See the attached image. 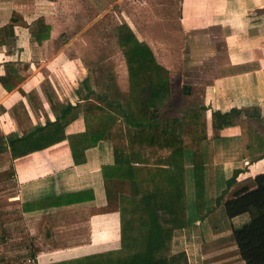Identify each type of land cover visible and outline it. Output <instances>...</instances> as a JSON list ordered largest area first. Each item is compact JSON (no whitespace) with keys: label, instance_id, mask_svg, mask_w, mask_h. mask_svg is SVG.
I'll return each instance as SVG.
<instances>
[{"label":"crops","instance_id":"1","mask_svg":"<svg viewBox=\"0 0 264 264\" xmlns=\"http://www.w3.org/2000/svg\"><path fill=\"white\" fill-rule=\"evenodd\" d=\"M113 1L118 4L120 15L136 31L137 39L150 46L158 63L168 71L178 67L179 76L183 78L181 86H190L189 93L183 91L184 96L200 97L199 105L191 109L204 108L202 145L206 197L209 193V151L213 157L215 198L223 193L227 188L226 180L236 172V184L227 189L225 198L235 186L264 172V151L262 154L257 153L256 159H252V155L244 157L240 126L242 120H247L264 141V0ZM81 2L0 0V230H9L11 224L15 223L20 234L16 238L18 240L13 241H18L16 243L21 248L22 245L34 244L42 220L45 219L52 229V244H71L65 251L35 252L31 257L34 264L118 248L120 232L117 197L119 193L129 194L133 188L130 181L114 178L107 182L102 176V167L114 164L115 147L121 155L127 156L129 152L126 136L128 125L122 116L106 138L85 151L86 161L81 164L73 162L67 140L17 158H12L7 143L10 135H21L48 120L53 121L62 108L71 106L72 109L65 115L68 121L75 112L73 106L83 102L81 98L85 95L79 91H76V102L58 101L60 96L57 95L58 81L55 76L58 75L59 66H66L67 70L75 67L74 57L70 58L68 54L79 47L74 43L76 39L70 38L73 34L66 29L58 32L56 25L65 18L73 17L75 20L77 16L84 17L74 10V5ZM40 6L49 8L38 13L41 11ZM145 18L149 22L147 25L144 24ZM45 25L50 26L48 38L38 43L31 32L44 30ZM81 35L80 31L77 36ZM58 37L66 40H59V44ZM49 42L54 45L51 54L40 62ZM231 109L241 110L240 117L234 116L231 124L215 130L212 126V112L218 110L225 113ZM150 116L160 117H155L153 110ZM78 121H82V124ZM158 127L171 130L164 126ZM84 129L80 111L77 117L68 121L65 132L71 134L83 132ZM171 131L180 134L183 140L187 203L189 185L194 189L192 146L189 145L185 129ZM247 140L251 144L252 136L247 135ZM168 154L167 149L142 150V157L149 164ZM7 170L13 171L11 176H14L12 180L17 187L12 196L8 192L9 184H6L11 180ZM88 188L94 194L90 201L37 210H26L24 207L32 201ZM224 199L202 219L209 222V228H213L214 232L217 228L213 227L210 220L224 205ZM194 212L190 214L187 207L189 224L174 232L172 252H179L190 245L191 250L195 249L200 264H244L238 249L232 248L235 245L232 239L235 227H224L228 229L220 234L210 233L209 238L219 236L225 241L221 243L222 247L208 249L203 246V236L198 230L203 221L195 217L192 220ZM231 220L237 228L249 221V214L243 213ZM60 228H65L61 235L58 231ZM231 250L230 253L238 256L223 255ZM61 252L66 255L54 258ZM18 253L22 256V250ZM49 255L51 259L43 260ZM10 261L15 262V259Z\"/></svg>","mask_w":264,"mask_h":264},{"label":"trees","instance_id":"2","mask_svg":"<svg viewBox=\"0 0 264 264\" xmlns=\"http://www.w3.org/2000/svg\"><path fill=\"white\" fill-rule=\"evenodd\" d=\"M122 25L117 30L116 38L122 48L131 79L132 109H125L120 103L99 96L94 98V93L88 91L81 98L83 102L73 106L75 112L70 118L77 117V113L81 111L85 124L83 132L66 134L65 127L70 119L67 121L65 115L72 109L69 106L62 108L55 120H48L21 135L12 134L7 139L12 158L22 157L67 140L73 162L81 164L86 161L85 151L106 138L120 116L128 125L127 156L121 155L115 147L114 164L102 167V176L107 182L117 178L130 181L133 185L129 194L119 193L117 197L119 247L45 264H188L184 250L173 253L171 248L174 232L188 227L190 220L186 203L183 140L172 129H160L158 126L154 128L157 118L150 116L152 110L159 109L171 98L169 71L158 63L146 42L139 41L128 25ZM49 29L50 26L45 25L44 30L32 31L31 36L41 43L42 39L48 38ZM203 112V107L189 109L179 124V128L189 132L192 142L195 215L199 220L206 217L211 208L221 203L227 189L236 184L237 175L236 172L226 180L227 188L215 198L213 157L209 151L207 182L210 206L205 205ZM240 115L241 110L238 109L225 113L213 111L212 126L219 130L231 124L234 116ZM240 126L244 157L252 155V159L258 158L257 153L262 154L264 151V141L247 120H242ZM247 135L252 136L251 144ZM164 149L169 154L155 160L153 164H149L142 157V150ZM107 193L109 195L108 190ZM93 198V190L88 188L32 201L29 206L26 204L24 207L26 210L46 209L90 201ZM224 209L229 218L243 213L249 214L247 223L233 229L232 239L244 264H264V172L235 186L224 199Z\"/></svg>","mask_w":264,"mask_h":264},{"label":"rangeland","instance_id":"3","mask_svg":"<svg viewBox=\"0 0 264 264\" xmlns=\"http://www.w3.org/2000/svg\"><path fill=\"white\" fill-rule=\"evenodd\" d=\"M117 5L118 4L114 3L113 0H82L80 4L74 5V10L84 15V17L77 16L75 20L73 17H71V19L65 18L57 23L56 28L58 29L56 30L58 32L64 29L69 31L74 35L70 38L72 39L73 37L76 39L74 43L79 46H75L76 48L74 51L68 54L70 58L74 57L75 67L67 70L66 66L62 65L63 68L59 66L60 69L58 71V75H55L56 80L58 81L57 88L59 92L57 95L60 96L58 101L62 103L68 101L76 102V99L78 98L76 91H79L81 95H85L88 91H90L91 93H94L92 94L94 98L99 96L108 101L120 103L125 109H132L133 106L131 101L133 99V93L131 91V79L127 70L124 54L117 41L116 34L118 28L123 26L122 24L124 23L128 25L134 33L136 31L120 15ZM46 8H49V6H40L41 11H38V13H41ZM98 14L99 16H96ZM144 24H149L146 18L144 20ZM80 31L82 32L81 37L77 36ZM63 34L66 36V33ZM135 35L137 36V33H135ZM59 40L65 41L66 38L58 37L57 42L60 44L61 42ZM81 44H83V46ZM46 47L47 51L41 55L40 62H43L50 56L54 45H51L49 42ZM178 72V67L169 71V75L171 77V79L169 78L171 83V98L167 100L164 105L160 106L159 109L157 108L153 110L155 117L160 116L156 117V126H164L172 130H177L184 114L187 113L189 109L198 106L200 103L199 95H196L194 98L184 96L183 88L181 86L183 78L179 76ZM60 102H58V104ZM253 112L255 114V111ZM78 122L82 124V121ZM186 133L189 139V145L192 146L189 132L187 131ZM187 150L190 149L187 148ZM6 173L10 174L11 180L6 184H9L8 192L12 196L17 190L16 183L12 180L14 176H11L13 171L7 170ZM188 192L187 207L189 208L190 214H192L195 210V195L193 186L189 185ZM205 200V205L210 206L207 202L210 200V192L206 197V189ZM194 217L198 218V216L196 217L195 212L192 220ZM202 221L203 223L198 230H200L201 235L203 236L201 239L203 246L208 249L220 247L221 243L225 241L223 237L219 236H217V238H209L210 233L220 234L221 231L228 229L224 227L236 228L234 225L235 222L226 216L224 205L219 209V212L213 214L210 220L213 227L217 228L215 232L213 228H209L210 225L208 221ZM47 224L48 221L46 222L45 219L42 220L41 228L39 229V232H37V240L34 241V244L31 243L27 246L22 245L21 248H19L16 243L18 241H13L18 240L16 238H18L20 234L15 223L11 224L9 230H4L3 232L0 230V264H34L31 257L35 252L42 251L43 253H49L50 251H58L61 249H64L65 251V249L67 250L70 248L71 244L68 245L65 242L57 243L55 245L52 244L50 238V232L52 229ZM64 229L65 228L58 229L60 235L61 233H64L62 232L65 231ZM31 230L33 232V228ZM190 247V245H187L186 249L183 248L189 260L188 263L200 264L199 259L197 261L195 249L191 250ZM232 248L238 249L236 244ZM19 250H22V256H19ZM8 255L10 258L7 257ZM64 255L66 254L61 252L54 258ZM231 255V257H234L235 255L238 256V254L235 253ZM11 259H15V262H11ZM47 259H51L50 255L49 257H44L43 260L46 261Z\"/></svg>","mask_w":264,"mask_h":264},{"label":"water","instance_id":"4","mask_svg":"<svg viewBox=\"0 0 264 264\" xmlns=\"http://www.w3.org/2000/svg\"><path fill=\"white\" fill-rule=\"evenodd\" d=\"M182 88H183V91L185 92V93H189L190 92V86H188V85H183L182 86ZM233 250H231V251H229V252H227V253H225V254H223L224 256H227V255H231V254H233V253H230V252H232ZM236 260V259H235ZM235 260H231V262H233V261H235Z\"/></svg>","mask_w":264,"mask_h":264}]
</instances>
